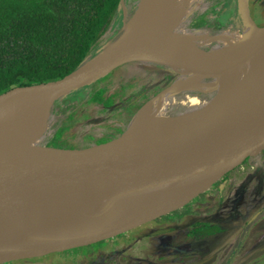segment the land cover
<instances>
[{
  "label": "water",
  "instance_id": "obj_1",
  "mask_svg": "<svg viewBox=\"0 0 264 264\" xmlns=\"http://www.w3.org/2000/svg\"><path fill=\"white\" fill-rule=\"evenodd\" d=\"M123 1L120 0V7L123 6ZM157 1H148L136 36L125 34L123 27L125 19L117 35L94 51L72 72L57 80L11 88L0 94V105L13 99L48 96L52 98L48 111L57 99L80 91L119 66L132 62L149 63L177 72L183 67L182 64L167 65L147 59L150 46L145 41L144 34L149 14L155 9ZM122 8L124 11V7ZM236 14L243 18V22L249 23L252 32L256 34L264 32V26H258L251 18L248 0H236ZM166 49L161 48L157 53L170 55L172 49ZM198 50L205 56L209 49ZM214 54L220 58L216 65H212L214 70H220L223 64H229L227 61L233 63L234 67L240 66L239 64L243 62L229 52L218 51ZM202 63L193 62L194 68L200 67ZM262 150L264 109L194 125L161 140L120 141L118 137L111 142L85 150L38 148L39 158L34 162H17L12 168L0 171V224L32 222L40 216L66 206L79 192L90 194L106 190L167 187L195 177L199 178L201 174L211 169L221 168V171L216 177L204 183L195 182L192 187L173 199L118 223L63 237L52 244L40 241L33 245L1 251L0 264L40 257L115 237L182 206L218 178L241 165L247 158L258 155ZM47 155L52 157L42 158Z\"/></svg>",
  "mask_w": 264,
  "mask_h": 264
},
{
  "label": "bare ground",
  "instance_id": "obj_2",
  "mask_svg": "<svg viewBox=\"0 0 264 264\" xmlns=\"http://www.w3.org/2000/svg\"><path fill=\"white\" fill-rule=\"evenodd\" d=\"M149 0H140L123 24L125 34H138L139 22ZM207 0H158L146 24L145 41L150 46L148 60L183 67L161 95L127 127L120 141L161 140L178 131L221 117L264 109V32H252L249 23L238 16L235 28L212 35L202 28H188L194 13H200ZM186 25V26H185ZM208 54L199 49L213 44ZM161 48L172 49L170 55L158 54ZM166 49V50H167ZM253 50H257L253 53ZM229 52L243 62L220 70L214 53ZM253 51V52H252ZM205 57V58H204ZM203 61L194 68L193 62ZM227 63V62H226ZM206 77H213L207 79ZM51 97L8 100L0 105V171L17 162L38 159V148L51 134L47 126ZM28 149H32L28 151ZM51 155L42 158H49ZM221 171L208 170L190 180L145 190H106L79 192L66 206L32 222L0 224V252L17 246L57 240L77 233L106 227L136 215L150 207L173 199L195 182L204 183ZM216 205V204H215Z\"/></svg>",
  "mask_w": 264,
  "mask_h": 264
},
{
  "label": "rangeland",
  "instance_id": "obj_3",
  "mask_svg": "<svg viewBox=\"0 0 264 264\" xmlns=\"http://www.w3.org/2000/svg\"><path fill=\"white\" fill-rule=\"evenodd\" d=\"M137 1L140 0L123 1L122 7H124V11L120 7L117 22L112 28L113 32H116L115 35L113 34L114 36L119 32L123 21L132 14ZM249 11L254 22L258 26H264V0H249ZM202 19L203 16L195 19L193 23L189 20L187 22L188 28H194L192 24L199 23ZM228 30L232 32L238 31L234 26ZM212 45L214 43L202 49L208 50ZM227 63L234 65L229 61ZM160 69L159 66L146 65L142 62L127 63L114 69L110 74L100 79L101 81L88 86L86 97L93 89L102 87L107 88L108 93L109 91L118 93L119 111L126 103L127 98L131 97L133 99L126 110L119 112L118 119H116L114 111L103 112L98 110L100 108H96V105L83 101L76 107L72 113V119L68 121L66 118V112L68 111L64 113L67 109L63 111V107H60L64 105L61 102L64 98L57 99L48 110L46 122L47 126H50L51 134L42 145L46 148H55L62 151L85 150L111 142L120 137V135L122 136L133 120L149 107L142 108L155 101L164 91L162 89L167 88L172 81L178 78L176 71H172L175 73L172 79ZM207 79L209 80V78ZM121 85L128 87V93L127 90H123ZM132 85L134 86L129 91ZM59 126L65 128L58 147H53L49 142L53 139ZM220 178L209 185L203 192L209 190ZM246 186L250 187L252 193L258 192L261 188L260 192H263V194L257 198H254L255 194L250 195L251 197H241L240 195L238 198L232 199L230 204L228 203V205L223 207L209 204L208 207L199 210L195 201H199V195L203 193L201 192L182 206L115 237L86 246L3 264H193L198 263V261L209 255L211 259L208 258L204 264H264V175L260 179L248 183V185L246 183ZM242 190L241 192L245 193ZM250 200L253 202L252 207L243 214V218L239 219L241 215L236 214L244 210L245 206L249 205L248 201ZM215 207L217 211L220 208L218 212H223L222 215H231L225 221V226L229 227V230L220 236L207 237L206 239H209L204 242L190 243L189 239L186 238L187 231H182L191 221L188 220L183 222V224H179L184 210L191 208L189 213H192L194 215L193 219H195L200 218L201 214L212 210L216 212ZM232 212L233 214H231ZM171 217L179 221L177 222L179 226L174 229L176 232L162 237H160V234L147 236V233L154 227L166 228V223ZM244 221H248V224L245 225ZM215 223L223 224L218 221ZM166 245L171 247H165ZM191 249L201 251L200 255L188 254ZM179 250H182V252Z\"/></svg>",
  "mask_w": 264,
  "mask_h": 264
},
{
  "label": "trees",
  "instance_id": "obj_4",
  "mask_svg": "<svg viewBox=\"0 0 264 264\" xmlns=\"http://www.w3.org/2000/svg\"><path fill=\"white\" fill-rule=\"evenodd\" d=\"M119 11L120 0H0V94L17 86L57 80L72 72L115 35L112 28ZM192 26L206 28V23ZM159 68L172 79L175 76ZM121 87L128 89L126 85ZM87 88L61 100L68 121L83 101L103 112L114 111L116 119L133 101L127 98L119 111L118 93H108L102 87L86 97ZM64 128H57L51 146L58 147Z\"/></svg>",
  "mask_w": 264,
  "mask_h": 264
},
{
  "label": "flooded vegetation",
  "instance_id": "obj_5",
  "mask_svg": "<svg viewBox=\"0 0 264 264\" xmlns=\"http://www.w3.org/2000/svg\"><path fill=\"white\" fill-rule=\"evenodd\" d=\"M162 68L166 69L165 67H162ZM262 175H264V150H262L258 155L254 157L247 158L241 165L237 166L233 170L224 174L219 179V181H217L209 190L199 195V201L198 202L195 201L197 209L203 210L204 207H208L209 204H213V205L216 204L215 205L216 207L218 206L223 207L224 205H228V203L230 204V201L232 199L238 198L240 195L241 197L242 196L248 197L250 195L255 194L254 198L259 197L261 194H263V192H260L261 188L260 190H258V192L252 193L250 191V187L246 186V183L248 185V183H252L253 180L260 179ZM241 187L243 188L244 191L242 190ZM241 190L245 193H242ZM248 204L249 205H246L244 210H241L239 213L237 211L238 214L236 215H241L239 219L243 218L242 217L243 214L252 207L251 205H253V202H251L250 200L248 201ZM216 207H215V211L218 212L220 208L217 211ZM190 210L191 208H187L184 210V213L182 214L183 216L179 220L180 222L176 221V219L174 220L173 217H171L168 219L166 223L167 224L166 228L165 227H154L151 231L147 233V236H149L150 234L155 235L154 233L160 230H163V231L156 234V235L160 234V237L168 235V234L172 235L174 232H176V230L174 229L175 228L177 229L179 224H183V222L188 221V220L191 222L188 223L189 225L186 228H184L182 232L187 231L186 238L189 239L190 243L196 244V243L204 242L205 240L209 239V238L206 239L207 237L214 236V235L220 236L222 234H225V232L229 230V227L225 226L226 225L225 221H226V218L229 219L231 217L230 214L222 215L223 212L221 213L218 212V214H216V212L212 210L205 214H201L200 218L193 219L194 215L192 213H189ZM231 214H233V212ZM212 220L214 221L212 222ZM216 221L222 222L223 224L215 223ZM177 222H179V224H177ZM244 224L245 225L248 224V221H244ZM167 246L171 247L169 245H166L165 247ZM179 251L182 252V250H179ZM200 252L197 250L194 251L193 249H191L188 252V254L197 256V255H200ZM184 253H187V252H184ZM210 257L211 256L209 255L208 257L203 258L202 260L198 261V263L196 262L193 264H204Z\"/></svg>",
  "mask_w": 264,
  "mask_h": 264
},
{
  "label": "crops",
  "instance_id": "obj_6",
  "mask_svg": "<svg viewBox=\"0 0 264 264\" xmlns=\"http://www.w3.org/2000/svg\"><path fill=\"white\" fill-rule=\"evenodd\" d=\"M208 5L204 11L195 13L189 19L191 23L203 16L202 21L206 23V31L214 35L219 31L232 28L237 22L236 0H207ZM249 7V0H248ZM250 13V11H249ZM251 16V15H250ZM254 21V20H253ZM216 32V33H214ZM114 37V36H113ZM112 37V38H113Z\"/></svg>",
  "mask_w": 264,
  "mask_h": 264
}]
</instances>
